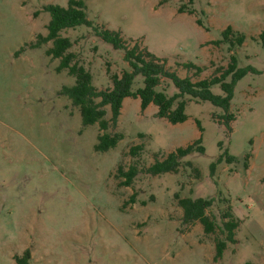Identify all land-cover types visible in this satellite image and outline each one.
Listing matches in <instances>:
<instances>
[{
	"label": "rangeland",
	"instance_id": "obj_1",
	"mask_svg": "<svg viewBox=\"0 0 264 264\" xmlns=\"http://www.w3.org/2000/svg\"><path fill=\"white\" fill-rule=\"evenodd\" d=\"M85 1L94 25L120 31L130 46L141 43L181 76L195 72L181 63L208 65L195 80L231 62L233 42L216 43L224 30L244 32L246 42L235 52L246 70L234 91L237 118L229 128L220 118L229 111L189 100V119L174 124L158 115L156 104L144 110L141 98L129 97L110 129L124 138L98 151L100 125L86 126L80 108L61 93L76 77L58 71L61 59L47 54L52 41L31 45L49 32L47 7L70 0H0V264H21L18 257L29 250L25 264H264V0ZM184 4L198 13L180 12ZM62 34L72 38V50L100 89L113 86L111 73L130 67L125 49L105 42L93 27ZM160 89L178 91L169 78ZM213 91L225 94L221 85ZM202 137L206 151L188 155L179 173L143 170L134 185L119 184V162L132 146L144 145V168L156 153ZM221 155L225 161L213 175L212 163ZM125 161L129 166L133 157ZM178 193L232 199L242 224L238 242L221 260L201 223H183ZM133 194L137 201L125 205Z\"/></svg>",
	"mask_w": 264,
	"mask_h": 264
},
{
	"label": "trees",
	"instance_id": "obj_2",
	"mask_svg": "<svg viewBox=\"0 0 264 264\" xmlns=\"http://www.w3.org/2000/svg\"><path fill=\"white\" fill-rule=\"evenodd\" d=\"M47 10L52 14V19L48 24L49 32L48 34H39L37 40L31 45L38 47L52 41L53 45L47 49V54L61 59L58 71L67 69L70 74L76 77V84L65 86L61 93L68 95L73 104L80 108L86 126L97 123L100 125L101 132L96 144L98 151H109L124 138L123 133H112L110 129L119 123L124 102L128 97L141 98L144 110L151 104H156L159 107L158 115L174 124L189 119L187 113L189 100L210 101L230 112L228 116L220 115V118L225 120L229 128H232V121L237 118L236 113L231 111L235 87L246 74V70L240 67L238 56L235 53L246 42L247 35L244 32L235 30L233 26L224 30V37L216 43L221 45L224 42H233L230 47V50L233 51L231 62L228 66H218L212 77L195 80V76L203 75L208 69V65L202 66L194 62L181 63L180 65L184 68L195 71L189 76H181L169 66L168 60L157 56L148 48L142 47L141 43L135 42L134 46H130L120 31L112 30L105 25H94V22L89 18L88 5L85 0H70L68 6L52 4L47 7ZM180 12L196 14L198 10L196 7L184 4L180 8ZM198 22L205 26L203 18L199 17ZM82 26L93 27L105 42L117 49H125V58L130 67L125 69L122 74L111 73L113 86L100 89L94 85V76L86 61H83L77 52L72 50L74 41L70 36L62 34L66 30ZM262 37L264 38V33ZM230 77H232L231 82L229 81ZM165 78L174 82L178 88L177 92L170 94L168 91L160 89ZM216 85H221L225 94H216L213 91V87ZM110 113H112L111 118L109 117ZM215 117L217 118V114ZM199 124L201 125L200 121ZM203 142L202 137L194 143L186 147H179L168 154L160 151L156 153L155 162L144 168L141 167L143 164L141 159L145 147L142 144L134 145L121 158L115 175L120 179L121 186H132L143 170L155 176L179 173L185 164L184 159L188 155L196 151H206ZM127 155L133 157V163L129 166L125 163ZM234 160V157L228 158L230 162ZM224 161L225 158L221 155L212 163L213 175H215L217 167ZM189 163L191 164V162ZM196 170L199 174V169ZM176 197L184 209L183 223L185 225L201 223L204 226L205 234L210 238H215L216 260H221L230 243L238 242V229L242 224V219L238 216L232 199L223 193L209 197H182L178 193ZM136 201L137 194H133L131 200H128L125 205ZM222 204L223 206H221ZM31 257L32 252L29 250L25 258L18 257V259L21 264H25V260Z\"/></svg>",
	"mask_w": 264,
	"mask_h": 264
},
{
	"label": "crops",
	"instance_id": "obj_3",
	"mask_svg": "<svg viewBox=\"0 0 264 264\" xmlns=\"http://www.w3.org/2000/svg\"><path fill=\"white\" fill-rule=\"evenodd\" d=\"M128 98H129V97H128ZM126 101H127V98H126V100H125V102H124V108H125ZM151 105H152V104H151ZM124 108H123V109H124Z\"/></svg>",
	"mask_w": 264,
	"mask_h": 264
}]
</instances>
